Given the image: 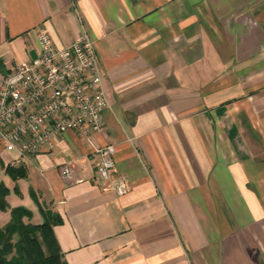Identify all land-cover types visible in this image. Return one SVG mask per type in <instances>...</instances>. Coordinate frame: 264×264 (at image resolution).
<instances>
[{"label": "crops", "instance_id": "obj_1", "mask_svg": "<svg viewBox=\"0 0 264 264\" xmlns=\"http://www.w3.org/2000/svg\"><path fill=\"white\" fill-rule=\"evenodd\" d=\"M41 28L91 34L109 105L92 144L66 131L18 179L4 152L10 206L59 213L68 264H264V0H0V86ZM108 143L125 195L96 171Z\"/></svg>", "mask_w": 264, "mask_h": 264}, {"label": "built area", "instance_id": "obj_2", "mask_svg": "<svg viewBox=\"0 0 264 264\" xmlns=\"http://www.w3.org/2000/svg\"><path fill=\"white\" fill-rule=\"evenodd\" d=\"M38 42L39 56L11 67L0 86V161L6 151L14 150L19 156L6 158L4 168L17 167L22 157L53 149L66 131L92 144V137L104 130L109 100L95 39L84 30L71 44L59 46L41 28ZM94 150L97 173L119 195L128 193L129 180L114 174L115 144ZM60 172L65 179L74 176L68 162Z\"/></svg>", "mask_w": 264, "mask_h": 264}, {"label": "trees", "instance_id": "obj_3", "mask_svg": "<svg viewBox=\"0 0 264 264\" xmlns=\"http://www.w3.org/2000/svg\"><path fill=\"white\" fill-rule=\"evenodd\" d=\"M7 173L14 179L25 175L21 168L9 166ZM10 189L0 183V209L10 210L9 221L0 226V264H68L54 234V226L63 222L59 213L42 206L44 222L26 221L32 212L24 207H11L7 196ZM36 198V193L32 191Z\"/></svg>", "mask_w": 264, "mask_h": 264}, {"label": "rangeland", "instance_id": "obj_4", "mask_svg": "<svg viewBox=\"0 0 264 264\" xmlns=\"http://www.w3.org/2000/svg\"><path fill=\"white\" fill-rule=\"evenodd\" d=\"M12 193H13V190H12ZM12 196H14V193L12 194ZM9 217H10V211L9 210L0 209V225L5 224V222L8 221Z\"/></svg>", "mask_w": 264, "mask_h": 264}]
</instances>
